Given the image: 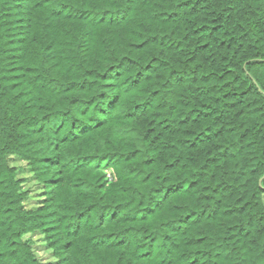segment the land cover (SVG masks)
<instances>
[{"label": "trees", "instance_id": "obj_1", "mask_svg": "<svg viewBox=\"0 0 264 264\" xmlns=\"http://www.w3.org/2000/svg\"><path fill=\"white\" fill-rule=\"evenodd\" d=\"M0 264H264V0H0Z\"/></svg>", "mask_w": 264, "mask_h": 264}, {"label": "rangeland", "instance_id": "obj_2", "mask_svg": "<svg viewBox=\"0 0 264 264\" xmlns=\"http://www.w3.org/2000/svg\"><path fill=\"white\" fill-rule=\"evenodd\" d=\"M18 164L19 162L13 161V163ZM19 165V164H18ZM25 172H22L24 177H30L31 174H24ZM24 184V188L29 191V198L26 200L27 207L33 208L34 205H37L39 200L41 199V186L38 184L35 180L30 178L26 183ZM31 239L34 241L33 245V252L35 253L36 257L41 260H47L52 259L51 258V251L45 247L44 240L38 235V236H30Z\"/></svg>", "mask_w": 264, "mask_h": 264}]
</instances>
